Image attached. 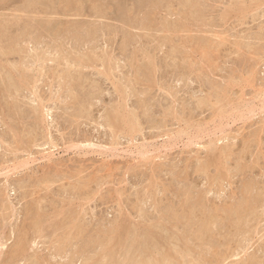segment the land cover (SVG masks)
I'll use <instances>...</instances> for the list:
<instances>
[{
	"label": "rangeland",
	"instance_id": "374dc122",
	"mask_svg": "<svg viewBox=\"0 0 264 264\" xmlns=\"http://www.w3.org/2000/svg\"><path fill=\"white\" fill-rule=\"evenodd\" d=\"M155 1L0 0V84L18 81L0 85V264L28 240L14 264H95L113 231L196 249L187 264H264V0Z\"/></svg>",
	"mask_w": 264,
	"mask_h": 264
},
{
	"label": "bare ground",
	"instance_id": "6f19581e",
	"mask_svg": "<svg viewBox=\"0 0 264 264\" xmlns=\"http://www.w3.org/2000/svg\"><path fill=\"white\" fill-rule=\"evenodd\" d=\"M1 1H2V0H1ZM29 1H30V0H29ZM81 1H82V0H81ZM156 1H158V0H156ZM156 1H155V3H156ZM25 2H26V1H25ZM31 2H32V1H31ZM70 3H71V2H70ZM193 3H194V2H192L191 5H192ZM29 4H30V3H29ZM75 4H76V3H75ZM182 4H183V2H182ZM25 5H27V4H25ZM31 5H32V4H31ZM153 5H154V4H153ZM197 5H198V4H197ZM75 6H76V5H75ZM132 6H133V5H132ZM195 6H196V5H195ZM46 7L48 8V6H46ZM70 7H71V6H70ZM101 7H102V6H101ZM151 7H152V5H151ZM24 8H25V7H24ZM96 8H97V7H95V9H96ZM128 8H129V7H128ZM128 8H127V9H128ZM26 9H27V8H26ZM101 9H102V8H101ZM24 10H25V9H24ZM24 10H22V11H24ZM50 10H51V9H49V11H50ZM71 10H73V9H71ZM115 10H116V9H115ZM135 10H136V9H135ZM187 10H188V9H187ZM20 11H21V10H20ZM190 11H192V10H190ZM45 12H46V10H45ZM52 12H53V11H52ZM101 12H103V11H101ZM104 12H105V10H104ZM43 13H44V12H43ZM134 13H135V12H134ZM46 14H47V13H46ZM48 14H49V13H48ZM193 14H195V13L193 12ZM131 16H132V15H131ZM131 18H132V17H131ZM3 19H4V18H3ZM19 19H20V18H19ZM19 19H18V20H19ZM47 19H48V18H47ZM132 19H133V18H132ZM143 19H145V18H143ZM143 19H142V20H143ZM14 20H15V19H14ZM3 21L5 22V20H3ZM10 21H12V20H10ZM1 22H2V21H1ZM6 22H8V20H6ZM13 22H15V21H13ZM17 22H19V21H17ZM48 22H49V21H48ZM139 22H140V21H139ZM34 23H35V22H34ZM9 24H11V22H10ZM9 24H8V27H9ZM12 24H13V23H12ZM21 24H22V23H21ZM32 24H33V23H32ZM40 24H41V23H40ZM3 25H4V24H3ZM13 25H14V24H13ZM18 25H19V24H18ZM48 25H49V24H48ZM94 25H96V24H94ZM94 25H93V26H94ZM73 26H74V25H73ZM76 26H78V25H76ZM76 26H75V27H76ZM80 26H81V24H80ZM80 26H78V27H80ZM82 27H83V24H82L81 28H82ZM88 27H89V26H88ZM91 27H92V26H91ZM94 27H95V26H94ZM9 28H10V27H9ZM25 28H26V27H25ZM67 28H68V27H67ZM69 28H70V27H69ZM71 28H72V26H71ZM89 28H90V27H89ZM95 28H96V27H95ZM98 28H99V27H98ZM6 29H8V28H6ZM6 29H5V32H6ZM76 29H77V27H76ZM81 30H82V29H81ZM86 30H87V29H86ZM92 31H93V30H92ZM96 31H97V30H96ZM96 31H95V32H96ZM89 32H90V31L88 30V33H89ZM79 33H80V32H79ZM1 34H2V33H1ZM76 34L78 35V32H77ZM92 34H93V33H91V35H92ZM3 35H4V34H3ZM82 35H83V34H82ZM130 37H131V36H130ZM130 37H129V38H130ZM12 40H13V39H12ZM15 42H16V41H14V43H15ZM9 44L11 45V43H9ZM7 45H8V44H7ZM8 46H9V45H8ZM4 47H6V49L8 48L7 46H4ZM4 47H0V48L2 49V48H4ZM10 47H11V46H10ZM12 47H14V46H12ZM1 49H0V50H1ZM2 50H3V49H2ZM8 50H11V49H8ZM4 51H5V48H4ZM59 51H60V50H59ZM5 52H6V51H5ZM5 52H4V53H5ZM7 52H9V51H7ZM7 52H6V54H7ZM6 54H4V55H6ZM7 56H8V55H7ZM0 57L3 58V56H0ZM68 57H70V56H68ZM1 58H0V59H1ZM20 63H21V62H20ZM20 63H18V65H20V66H21L20 68L23 69L24 67H22V65H21ZM23 65H24V64H23ZM1 66L4 67L3 65H1ZM1 66H0V69H3V70H0V71H4L6 68H5V67H4V68H1ZM9 66H10V65H9ZM12 66H13V65H12ZM12 66H11V67H12ZM15 66H17V65L15 64ZM15 66H14V67H15ZM24 66H25V65H24ZM16 68H17V67H16ZM18 68H19V67H18ZM25 68H26V67H25ZM7 69H8V68H7ZM13 69H14V68H13ZM22 69H21V70H22ZM14 70H15V69H14ZM16 70H18V69H16ZM26 70H27V69H26ZM4 72H5V71H4ZM20 72H23V71H20ZM24 72H25V71H24ZM5 73L10 74L11 72H10V71H9V72L6 71ZM17 73H18V72H17ZM18 74H19V73H18ZM18 74H17V76H19ZM25 74H26V73H25ZM0 75H2V73H1ZM21 75H22V74H21ZM2 76H3V75H2ZM6 76L8 77L7 74H6ZM15 76H16V75H15ZM3 77H4V76H3ZM24 77H25V75H24ZM11 78H12V75H11ZM20 78H21V77H20ZM25 78H26V77H25ZM0 79H3V78L1 77ZM16 79H17V78H16ZM11 80H12V79H11ZM14 80H15V78H13V81H14ZM22 80H23V79H22ZM27 80H28V79H27ZM15 81H16V80H15ZM15 81H14V82L10 81V82L15 83ZM10 82L7 81V83H6V81H5V79H4L3 82H2L3 85H2V84H0V85H2V87L5 86V87L7 88V90H10V86L13 85V84L11 83V84L8 86V83H10ZM17 82H18V81H16V83H17ZM0 83H1V82H0ZM22 83H23V82H22ZM25 83H26V82H25ZM14 85H15V84H14ZM16 85H17V84H16ZM16 85H15V86H16ZM21 85H22V84H20V87H23V86H24V85H23V86H21ZM2 87H1V88H2ZM18 87H19V86H17V88H18ZM1 88H0V90H1ZM15 88H16V87H15ZM15 88L13 87V88H11V89H12V90L14 89V91L17 92V91L19 90V88H18V90L15 89ZM2 89H3V88H2ZM4 89H5V88H4ZM20 89H22V88H20ZM7 90L5 89L4 91H6V93H9V92H10V94H11V90L8 91V92H7ZM19 91H20V90H19ZM1 92H2V91H1ZM3 94H4V93H3ZM5 95H6V94H5ZM5 95H3V96H5ZM0 96H2V94H1ZM7 96H9V95H7ZM10 96H11V95H10ZM11 97H12V96H11ZM9 98H10V97H9ZM9 98H7V99H9ZM1 99L3 100V98H1ZM4 99H5V98H4ZM9 100H10V99H9ZM4 101H6V100H4ZM1 102H2V101H1ZM6 102L8 103V101H6ZM10 102H11V101H10ZM10 102H9V103H10ZM14 102H15V101H13L12 103H14ZM2 103H4V102H2ZM2 103H1V104H2ZM9 103H8V105H9ZM15 104H17V103H15ZM2 105H3V104H2ZM12 105H13V104H12ZM3 106H4V105H3ZM3 106H2V107H3ZM10 106H11V105H10ZM6 107H8V110L10 109L9 106H6ZM16 107H17V105H16ZM16 107H15V105H14V108H16ZM19 108H21V107L19 106ZM19 108H18V110H20ZM16 110H17V109H16ZM16 110H15V111H16ZM36 110H38V109H36ZM13 111H14V109L12 110V112H13ZM9 112H10V111H9ZM20 112H22V111L20 110ZM24 112H25V111H24ZM114 112H115V111H114ZM13 113H14V112H13ZM18 113H19V112H18ZM15 114H16V113H15ZM37 114H38V112H37ZM37 114H36V115H37ZM113 114H114V113H113ZM8 115H9V114H8ZM10 115H11V114H10ZM38 115H39V114H38ZM120 115H121V114H120ZM115 116H116V115H115ZM115 116H113V117H115ZM35 117H36V116H35ZM40 117H41V116H40ZM109 117H110V116H109ZM122 117H123V116H122ZM122 117H121V118H122ZM106 118H108V116H106ZM110 118H112V116H111ZM35 119H36V118H35ZM38 119H39V118H38ZM111 120H112V119H111ZM117 120H118V118H117ZM122 120H123V119H122ZM125 121H126V120H125ZM37 122H39V120L36 121V124H37ZM112 122H113V121H111V123H109V122H108V123L111 124V125H113ZM123 122H124V121H123ZM116 123H117V122H116ZM39 124H40V123H39ZM119 126H120V125H119ZM111 127H112V126H111ZM114 128H115V125H114ZM18 134H19V133H18ZM20 134H21V133H20ZM19 137H20V136H19ZM21 139H23V138L21 137ZM224 149H225V148H224ZM222 151H223V150H222ZM225 151H226V150H225ZM218 178H219V177H218ZM247 181H248V180H247ZM249 181H250V180H249ZM255 182H256V181H255ZM249 183H250V182H248V184H249ZM253 183H254V181H253ZM257 183H258V182H256V186H257ZM246 184H247V182H246ZM254 184H255V183H254ZM254 184H253V188H254V190H255L256 187L254 186ZM251 185H252V184H251ZM247 187L249 188V187H250V184H249V186H247ZM247 187H245V188L247 189ZM251 187H252V186H251ZM245 188H244L243 190H245ZM259 188H260V186H259ZM259 188H258V186H257V189H259ZM249 189H250V188H249ZM261 189H262V188H261ZM250 190L253 191V189H250ZM262 190H263V189H262ZM259 191H261V190H258V194H259V196H258L257 198L261 197ZM246 192H247V194H248V192H250V191H246ZM256 192H257V191H256ZM261 192H262V191H261ZM190 193H191V192H189V194H190ZM199 193H202V192H199ZM250 193H251V192H250ZM250 193H249V194H250ZM5 194H6V193H5ZM252 194H255V192L253 191ZM184 195H185V194H184ZM184 195H183V196H184ZM262 195L264 196V192H262ZM186 197H187V196H186ZM189 197H190V196H189ZM196 197H197V196H196ZM250 197H253V198H254V197H256V195L251 196V194H250ZM250 197H249V198H250ZM2 198H3V195H2ZM8 198H9V197H8ZM200 198H201V197H200ZM202 198H203V197H202ZM249 198H248V200H247V198H246V201H247V202L245 201V198L243 199V201L246 202L245 204H246V206H247V209L249 210V207L252 208V209H255V208H254V205H255V207H257V205L255 204L256 201H255V203H254L253 200L256 199V198H254V199H253V198H250V200L253 199L252 201H249ZM263 198H264V197H263ZM193 199H196V198L193 197ZM2 200H3V199H1V201H2ZM182 200H183V199H182ZM184 200H185V198H184ZM188 200H189V199H188ZM188 200H187V201H188ZM256 200H257V199H256ZM258 200H259V199H258ZM258 200H257V202H258ZM262 200H263V199L261 198L260 201H262ZM3 201H4V200H3ZM5 201H6V200H5ZM5 201H4V202H5ZM7 201H9V200L7 199ZM194 201H195V200H194ZM197 201H198V199H197ZM197 201H195V202H197ZM260 201H259V203H261ZM182 202H183V201H182ZM188 202H190V201H188ZM200 202H201V199H200V201H199V204H200ZM252 202H253V203H252ZM262 202L264 203V200H263ZM0 203H1V202H0ZM9 203H10V202H9ZM191 203H192V202H191ZM191 203H189L190 205H187L188 203H187L186 205L190 207V206H192ZM204 203H205V202H204ZM240 203H241V202H239V204H240ZM4 204H5V203H4ZM155 204H156V203H155ZM158 204H159V203H158ZM195 204H196V203H194L193 206H195ZM199 204H198V205H199ZM236 204L238 205V203H236ZM241 204H242V203H241ZM253 204H254V205H253ZM202 205H203V202H202ZM205 205H206V204H205ZM234 205H235V204H234ZM237 205H236V206H237ZM242 205H244V202H243ZM263 205H264V204H263ZM184 206H185V205H184ZM200 206H201V205H200ZM203 206H204V205H203ZM203 206H202V207L196 206V207H197V208L199 207L200 209H201V208L206 209V208L203 207ZM230 206H232V205H230ZM244 206H245V205H244ZM261 206H262V205H261ZM261 206H259V207L262 208ZM5 207H6V204H5ZM189 207H188L187 209H190V208H191V207H190V208H189ZM207 207H209V206H207ZM233 207H234L235 210L233 209L232 211H236V210L238 211V209H236L237 207H235V206H233ZM240 207H241V206H240ZM242 207H243V206H242ZM242 207H241V209H242ZM259 207H257V208H259ZM1 208H2V206H1ZM3 208H4V207H3ZM181 208H182V207H181ZM192 208H193V207H192ZM194 208H195V207H194ZM199 208H198V209H199ZM231 208H232V207H231ZM257 208H256V210H257ZM6 209H7V208H6ZM6 209H4V210H6ZM159 209H160V208H159ZM200 209L197 210V211H200ZM224 209H225V208H224ZM229 209H230V207H229ZM229 209H228V210H229ZM239 209H240V208H239ZM157 210H158V209H157ZM184 210H185V209H183V212L187 211V210H185V211H184ZM225 210H226V209H225ZM256 210H255V211H256ZM263 210H264V209H263ZM28 211L30 212V210H28ZM142 211H143V210H142ZM190 211H191V210H190ZM195 211H196V209H195ZM207 211H209V210H207ZM212 211H214V210H212ZM239 211H240V210H239ZM243 211H244V208H243L242 212H243ZM259 211H260V210H259ZM259 211H258V212L256 211L255 214H258ZM0 212H1V211H0ZM2 212H3V211H2ZM2 212H1V213H2ZM144 212H145V211H144ZM181 212H182V211H181ZM183 212H182V213H183ZM188 212H189V211H188ZM191 212H192V211H191ZM201 212H202V210H201ZM242 212L240 211L241 214H242ZM244 212H246V211H244ZM244 212H243V213H244ZM250 212H252V210H251ZM1 213H0V214H1ZM38 213H39V212H38ZM172 213H173V212H172ZM209 213H210V212H209ZM263 213H264V212H263ZM4 214H6V212L3 213V215H4ZM40 214L42 215L43 213H40ZM40 214H39V215H40ZM73 214H74V213H73ZM73 214H72V215H73ZM159 214H160V213H159ZM176 214H177V213H176ZM178 214H179V212H178ZM178 214H177V216L181 215V214H179V215H178ZM183 214L185 215V213H183ZM189 214H190V213H189ZM196 214H197V212H196ZM199 214H200V212H199ZM201 214H203V213H201ZM204 214H205V213H204ZM204 214H203V215H204ZM215 214H216V213H215ZM217 214H218V213H217ZM217 214H216V215H217ZM225 214H226V213H225ZM231 214H232V213H231ZM236 214H237V212H236ZM244 214H245V213H244ZM41 215H40V216H41ZM148 215H149V214H148ZM148 215H147V216H148ZM172 215H173V214H172ZM194 215H195V214H194ZM197 215H198V214H197ZM216 215H214V216H216ZM233 215H234V214H233ZM238 215H239V214H238ZM247 215H248V214H247ZM249 215L252 216V214H249ZM258 215H259V214H258ZM258 215H257V216H258ZM7 216H8V215H7ZM70 216H71V215H70ZM70 216H69V218H70ZM173 216H174V215H173ZM218 216H221V215L218 214ZM218 216H217V217H218ZM228 216H229V215H228ZM255 216H256V215H255ZM255 216H254V217H255ZM260 216H263V215H260ZM260 216H258V217L260 218ZM179 217H182V216H179ZM185 217H186V215H185ZM205 217H206V215H205ZM208 217H211V216L209 215ZM208 217H207V218H208ZM212 217H213V216H212ZM230 217H231V216H230ZM236 217H237V216H236ZM243 217H244V216H243ZM249 217H250V216H249ZM249 217H248V219H250ZM0 218H1V217H0ZM6 218H7V217H6ZM72 218H73V219H72ZM74 218H76L75 215H74V217L71 216V219H72V220H74ZM164 218H165V217H164ZM168 218H169V217H168ZM175 218H176V217H175ZM175 218H173V219H175ZM183 218H184V217H183ZM190 218H191V217H190ZM194 218H197V217H194ZM207 218H206V220H208ZM221 218H222V217H221ZM223 218H224V217H223ZM225 218H226V217H225ZM227 218H228V217H227ZM241 218H242V216H241ZM245 218H246V216H245L244 218L241 219V222H242L243 219H244V221H245ZM255 218H256V217H255ZM255 218H251V219H255ZM2 219L4 220L5 218L3 217ZM8 219H9V218H8ZM71 219H70L69 221H71ZM160 219H161V217H160ZM165 219H166V218H165ZM176 219H178V218H176ZM184 219H186V218H184ZM230 219H231V218H230ZM235 219H236V218H235ZM248 219L246 220V222H245L244 224H246V223L248 222ZM263 219H264V218H263ZM263 219H262V220H263ZM0 220H1V219H0ZM6 220H7V219H6ZM144 220H145V219H144ZM179 220H181V218H179ZM189 220H190V219H189ZM200 220H202V219H200ZM212 220H213V219H212ZM212 220L210 219V221H212ZM218 220H219V219H218ZM228 220H229V219H228ZM232 220H233V219H232ZM262 220H261V221H262ZM4 221H5V220H4ZM116 221H117V220H116ZM116 221H115V222H116ZM159 221H160V220H159ZM173 221H174V220H173ZM177 221H178V220H177ZM185 221H186V220H185ZM185 221H184V222H185ZM208 221H209V220H208ZM236 221H239V219H238V220L236 219ZM249 221H250V220H249ZM257 221H259V223H261V221L258 220V218L256 219V222H257ZM263 221H264V220H263ZM200 222H201V221H200ZM203 222H204V224H205V221H203ZM212 222H213V221H212ZM250 222L252 223V221H250ZM253 222H254V221H253ZM5 223H6V222H5ZM8 223H9V222H8ZM39 223H41V222H39ZM53 223H55V222H53ZM53 223H52V224H53ZM58 223H59V222H58ZM60 223H61V222H60ZM74 223H75V222H74ZM76 223H77V222H76ZM76 223H75L74 225H76ZM121 223H122V222H121ZM129 223H130V222H129ZM168 223H169V222H168ZM196 223H197V222H196ZM207 223H208V222H207ZM248 223H249V222H248ZM35 224H36V223H35ZM35 224H34V225H35ZM52 224H51V227H52ZM61 224H63V223H61ZM67 224H68V222H67L64 226H66ZM69 224H70V223H69ZM81 224H82V222H81ZM111 224H112V223H111ZM119 224H120V223H119ZM122 224H123V223H122ZM161 224H162V223H161ZM174 224H175V223H174ZM177 224H178V223H177ZM201 224H202V223H200V225H201ZM242 224H243V223H242ZM252 224L254 225V223H252ZM252 224H251V225H252ZM0 225H1V221H0ZM48 225H50V224H48ZM71 225H72V224H71ZM74 225H72L73 228L77 227V226L74 227ZM77 225H78V224H77ZM82 225H83V224H82ZM142 225H143V224H142ZM178 225H179V224H178ZM178 225H176V226L178 227ZM210 225H211V224H210ZM248 225H249V224H248ZM248 225H245V226H248ZM256 225H257V224H256ZM259 225H260V224H259ZM5 226H6V225H5ZM38 226H39V225H38ZM53 226H54V225H53ZM61 226H62V225H61ZM68 226H70V225H68ZM83 226H84V225H83ZM111 226H113V225H111ZM111 226H110V227H111ZM114 226H115V225H114ZM125 226H126V225H125ZM125 226H124V227H125ZM131 226H132V225H131ZM156 226H157V225H156ZM167 226H168V225H167ZM186 226H187V225H186ZM249 226H250V225H249ZM19 227H20V226H19ZM56 227H60V226H57V225H56ZM78 227H79V226H78ZM84 227H85V226H84ZM84 227H82V228L84 229ZM115 227H116V226H115ZM168 227H169V226H168ZM177 227H176V228H177ZM196 227H197V226H196ZM202 227H203V226H202ZM207 227H209V226L205 225V229H206ZM252 227H253V226H252ZM254 227H255V225H254ZM254 227H253V228H254ZM23 228L25 229V227H23ZM35 228H36L35 231H37V227H35ZM70 228H71V227H70ZM79 228H81V227H79ZM121 228H123V226H122ZM136 228H137V227H136ZM172 228H173V227H172ZM203 228H204V227H203ZM242 228H243V227H242ZM246 228H248V227H246ZM253 228H252V229H253ZM258 228H259V227H258ZM3 229H4V228H3ZM57 229L59 230V228H57ZM62 229H63V228H62ZM77 229H78V228H77ZM106 229H107V228H106ZM111 229H112V227H111ZM201 229H202V228H201ZM207 229H209V228H207ZM210 229H211V226H210ZM250 229H251V228H250ZM20 230H21V229H20ZM22 230H23V229H22ZM26 230H28V229H26ZM26 230H24V231H26ZM44 230H46V229H44ZM44 230H42V232H44ZM65 230H66V228H65ZM80 230L82 231V229H80ZM113 230L116 231L117 229L115 228V229H113ZM135 230L137 231V229H135ZM143 230H144V229H143ZM149 230H150V229H149ZM149 230H148V231H149ZM182 230H183V229H182ZM199 230H200V229H199ZM203 230H204V229H203ZM241 230H242V229H241ZM253 230H254V229H253ZM255 230L257 231L258 229H255ZM259 230H260V229H259ZM24 231H23V233H24V235L26 236L27 231H26V234H25ZM63 231H64V230H63ZM73 231H74V230H73ZM75 231H76V230H75ZM81 231H80V233H82ZM102 231H103V230H102ZM136 231L134 232V229H133V233H135V234H133V235H136V233H137ZM151 231H152V230H151ZM195 231H198V230H195ZM205 231H206V230H205ZM247 231H248V230H246V233H247ZM0 232H1V231H0ZM3 232H4V231H3ZM38 232H39V229H38ZM38 232H36V234H38ZM55 232H56V231H55ZM103 232H105V230H104ZM117 232H118V231H117ZM120 232H121V231H120ZM122 232H123V231H122ZM139 232H140V231H139ZM139 232H138V233H139ZM162 232H163V231H162ZM185 232H187V231H185ZM211 232H212V230H211ZM251 232H252V230H250L249 233H251ZM257 232H258V231H257ZM19 233H20V231H19ZM21 233H22V232H21ZM21 233H20V234H21ZM23 233H22V234H23ZM68 233H69V232H68ZM70 233H73V235L76 234V233H74V232H72V231H71ZM101 233H102V232H101ZM108 233H110V231H109ZM130 233H131V232H130ZM149 233H150V232H149ZM176 233H177V232H176ZM192 233H193V232H192ZM194 233H197V232H194ZM199 233H201V231H200ZM199 233H197V234H199ZM203 233H204V232H203ZM213 233H214V232H213ZM213 233H212V234H213ZM252 233H253V232H252ZM252 233H251V235H252ZM0 234H1V233H0ZM22 234L19 235V236L22 237ZM78 234H79V233H78V230H77V236H78ZM104 234H105V233H104ZM104 234H103V235H104ZM113 234H114L113 237H112L111 239L109 238V239H110L109 242H108L107 244L105 243L106 245H105L103 248H102V246L100 245V246H101V249H103V250L100 249V250L102 251V254H101V256L99 257V259H98V258L93 259L94 257H89V258H92L91 260H95V261H94L95 264H97V263L99 262V260H101V259H104V261L102 260V261H103V264H136V262L134 261V259H135V258H134V253H136V252H138V251H139V252L142 251V252L145 253V257H144L145 260L142 261L141 264H176V262L173 261V259H177L178 256L176 257V256L174 255V251H175L176 255H179V256L181 257L180 259L183 258V260H182L181 262H180V261L178 262L179 259L176 260L177 263H178V264H187V259H189V256H190L191 254H193V253H194V254L196 253V252H194L196 249L194 248L195 250L193 251V248H191V247H189V246H187V247H189V248L192 249V253H190V255L186 254V253H188V252L184 251V250H185V247H184V246H183L184 249H183V248L181 249L180 247H179V248H176L175 246L173 247L172 244H171V246L168 244V245H169V246H168L169 248H167V247H166V248H162V251L160 252V254L158 253V254L156 255V254H154L155 252H153V250H155V249L152 250V248H151L150 246L146 245V244L144 243V241L141 243L140 240H138V241H137V240H135V241H132V240H131L132 242L130 241V242H131V243L129 242L130 244H129V243L126 244V242H124V241H122V240H119V241H117V243H115L116 238H117V235L114 233V231H113ZM143 234H144V233H143ZM161 234H162V233H161ZM177 234H179V233H177ZM177 234H176V235H177ZM180 234H181V233H180ZM180 234H179V235H180ZM186 234H187V233H186ZM197 234H196V236H195L196 239H197V240H201V239H198L199 236L197 237ZM201 234H202V233H201ZM201 234H200V236H201ZM207 234H208V233H207ZM258 234H259V232H258ZM24 235H23V236H24ZM38 235H39V234H38ZM73 235H72V236H73ZM108 235H109V234H108ZM122 235H123V234H122ZM122 235H121V237H123ZM130 235H131V234H130ZM130 235H129V236H130ZM187 235H188V234H187ZM192 235H193V234H192ZM202 235H205V233L202 234ZM231 235H233V234H231ZM231 235H230V236H231ZM247 235H248V233H247ZM256 235H257V234H256ZM256 235H255V236H256ZM3 236H4V235H3ZM41 236H42V235H41ZM77 236H76V238H77ZM110 236H111V235H110ZM125 236H126V235H125ZM172 236H173V235H172ZM190 236H191V235H190ZM190 236H188V237H189V238H188L189 241H191V240L193 239V238H192V239L190 240ZM208 236H209V235H208ZM234 236H235V234H234ZM4 237H5V236H4ZM21 237H20V238H21ZM78 237H79V236H78ZM118 237L121 238V237H120V234H119ZM132 237H133V236H132ZM136 237H137V235H136ZM141 237H142V234H141ZM141 237H140V238H141ZM181 237H182V236H181ZM193 237H194V235H193ZM195 237H194V238H195ZM210 237H212V236H210ZM251 237H253V236H251ZM26 238H28V237H26ZM26 238H25V240H26ZM37 238H38V237H37ZM68 238H69V237H68ZM72 238H73V237H72ZM98 238H99V237H98ZM98 238H97V239H98ZM130 238H131V237H130ZM134 238H135V236H134ZM148 238H149V237H148ZM150 238H151V235H150ZM155 238H156V237H155ZM155 238L153 239V236H152V238L150 239V241L152 242V244H155L156 241L153 243V240H155ZM158 238H159V236H158ZM170 238H171V237H170ZM174 238H176V237H174ZM201 238H203V240H204V239L206 238V236H205V238L201 236ZM207 238H208V237H207ZM17 239H18V238H17ZM21 239H22V238H21ZM28 239H30V238H28ZM57 239H58V237H57ZM65 239H66V238L63 239V237H62L61 240H65ZM70 239H71V238H69L67 241H70ZM117 239H118V238H117ZM138 239H139V238H138ZM145 239H146V238H144V240H145ZM152 239H153V240H152ZM166 239H167V238H166ZM168 239H169V238H168ZM177 239H179V237H177ZM214 239H215V238H214ZM2 240H3V238H2ZM2 240H1V241H2ZM33 240H34V239H33ZM33 240H32V241H33ZM72 240H74V239H71V242H72ZM102 240H103V239H102ZM106 240H107V239H106ZM106 240H105V241H106ZM114 240H115V241H114ZM129 240H130V239H129ZM156 240H157V238H156ZM203 240H202V241H203ZM208 240H209V239H208ZM252 240H253V238H252ZM4 241H5V240H4ZM16 241H17V240H16ZM26 241H27V240H26ZM56 241H57V240H56ZM165 241H166V240H165ZM180 241H181V239H180ZM185 241H186V240H185ZM249 241H250V240H249ZM6 242H7V241H5V243H6ZM100 242H102V241L100 240ZM106 242H107V241H106ZM168 242H169V241H168ZM171 242H172V241H171ZM181 242H182V241H181ZM181 242H180V243H181ZM213 242H214V241H213ZM246 242H247V240H246ZM263 242H264V241H263ZM27 243H30V241L28 240V242H26V243H25V241H19L17 244L14 243L15 246L13 245L14 248H12L13 250H11V253H10V254H12V257H11V256H10V257H11V258H14L15 260L11 259V261H12V260H13L14 262H17V261H18V260H16V258H18V256L20 257V255L23 254V252H24V250H25V244H26V248H27V245H28ZM32 243H36V241H35V242H32ZM58 243H62V242H60V240H59ZM103 243H104V242H103ZM103 243H101V244H103ZM143 243H144V244H143ZM173 243H174V242H173ZM0 244H1V243H0ZM3 244H4V242H3ZM92 244H93V243H92ZM94 244H95V243H94ZM99 244H100V243H99ZM148 244H149V243H148ZM175 244H177V243L175 242ZM178 244H179V242H178ZM187 244H188V243H187ZM189 244H190V243H189ZM35 245H36V244H35ZM103 245H104V244H103ZM211 245H212V243H211ZM1 246H3V245H1ZM58 246H59V245H58ZM96 246H97V245H96ZM114 246H117L118 248H121V247H125V248H126V254L124 253V254H125V258L118 260L119 258L116 257V253H117L118 251H116L117 248L115 249ZM156 246H157V245H155V247H156ZM179 246H181V244H179ZM214 246H215V245H214ZM263 246H264V245H263ZM5 247H6V245H5ZM5 247H4V248H5ZM10 247H12V246H10ZM10 247H9V248H10ZM153 247H154V246H153ZM181 247H182V246H181ZM210 247H211V246H210ZM56 248H57V246H56V242H55V251H58ZM58 248H59V247H58ZM60 248H61V247H60ZM60 248H59V253H60ZM98 248H99V247H98ZM211 248H213V246H212ZM96 249H97V248H96ZM160 249H161V248H160ZM160 249H159V250H160ZM208 249H209V248H208ZM8 250H10V249H8ZM26 250H27V249H26ZM186 250H187V249H186ZM188 250H189V249H188ZM200 250H201V249H200ZM246 250H247V249H246ZM92 251H93V250H92ZM94 251H95V250H94ZM97 251H98V250H97ZM3 252H4V251H3ZM76 252H77V251H76ZM190 252H191V251H190ZM199 252H200V251H199ZM214 252H215V251H214ZM1 253H2V252H1ZM7 253H8V252L6 251L4 254H7ZM59 253H58V254H59ZM121 253H122V252H121ZM146 253L148 254L147 256H146ZM200 253H201V252H200ZM222 253H223V252H222ZM56 254H57V252H56ZM73 254H74V253H73ZM141 254L143 255V253H141ZM219 254H220V253H219ZM8 255H9V254H8ZM92 255H93V254H92ZM94 255H95V254H94ZM98 255H99V254H98ZM138 255H140V253H139ZM197 255H200V254L198 253ZM6 256H7V255H6ZM34 256H35V255H34ZM84 256H86V255H84ZM117 256H119V255H117ZM135 256H136V254H135ZM143 256H144V255H143ZM195 256H196V255H195ZM201 256H203V255L201 254ZM218 256H219V255H218ZM251 256H253V255H251ZM1 257H2V256H1ZM82 257H83V256H82ZM97 257H98V256H97ZM136 257H137V256H136ZM138 257H139V256H138ZM140 257H142V256H140ZM140 257H139V259H140ZM187 257H188V258H187ZM196 257H197V256H196ZM196 257H195V258H196ZM203 257L206 258V256H203ZM216 257H217V256H216ZM6 258H7V257H6ZM26 258H27V256H26ZM37 258H38V257H37ZM105 258H106L107 261H105ZM133 258H134V259H133ZM254 258H255V257H254ZM257 258H258V257H257ZM19 259H20V258H19ZM27 259H28V258H27ZM35 259H36V258H35ZM38 259H39V258H38ZM97 259H98V260H97ZM246 259H247V258H246ZM3 260H4V259H3ZM3 260H2V261H3ZM8 260H10V259H8ZM22 260H24V259H22ZM89 260H90V259H89ZM96 260H97V261H96ZM140 260H141V259H140ZM140 260H139V261H140ZM254 260H255V261H254ZM19 261L21 262V259H20ZM46 261H47V260H46ZM87 261H88V260H87ZM137 261H138V259H137ZM139 261H138V263H139ZM246 261H247V260H246ZM253 261L256 262V261H257L256 258L253 259V260L251 261V258H250V256H249V259H248L247 264H250V263L253 262ZM0 262H1V261H0ZM6 262H7V263H10V262H8L7 260H6ZM14 262H12V263L14 264ZM36 262H37V261H36ZM40 262H41V261H40ZM84 262H85V260H84ZM89 262H91V261H89ZM190 262H192V261L190 260ZM194 262H195V260H194ZM194 262H193V263H194ZM200 262H201V261H200ZM200 262H199V263H200ZM214 262H215V261H214ZM254 262H253V264H254ZM42 263H43V262H42ZM54 263H55V262H54ZM54 263H53V264H54ZM99 263L102 264L101 261H100ZM203 263H205V262H203ZM203 263L201 262V264H203ZM256 263H257V262H256ZM256 263H255V264H256ZM3 264H4V263H3ZM5 264H6V263H5ZM17 264H18V263H17ZM47 264H48V263H47ZM91 264H92V263H91ZM196 264H197V262H196Z\"/></svg>",
	"mask_w": 264,
	"mask_h": 264
}]
</instances>
